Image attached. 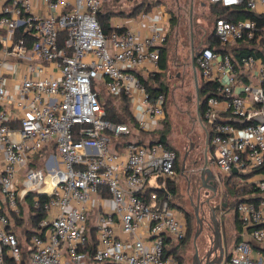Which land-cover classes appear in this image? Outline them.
Returning a JSON list of instances; mask_svg holds the SVG:
<instances>
[{
    "label": "built area",
    "instance_id": "1",
    "mask_svg": "<svg viewBox=\"0 0 264 264\" xmlns=\"http://www.w3.org/2000/svg\"><path fill=\"white\" fill-rule=\"evenodd\" d=\"M111 1L0 0V264L22 258L11 213L20 215L29 193L28 210L46 197L45 215L24 245L29 264H177L166 241L186 234L166 183L177 181L176 152L141 138L165 116L164 94L152 96L139 76L159 71L166 13L153 3L146 11L151 0H129L142 7L131 17L111 16L106 33L97 14ZM208 1L262 17L260 26L256 18H215L222 47L201 46L195 61L201 81L216 88L203 111L212 164L237 188L258 191L257 200L236 204L244 230L223 264H264V251L253 247L264 244V60L237 59L230 50L244 40L261 48L264 0ZM18 27L34 35L30 48L13 37ZM20 66L26 73L9 88ZM98 80L109 94L127 97L134 124L106 118Z\"/></svg>",
    "mask_w": 264,
    "mask_h": 264
},
{
    "label": "rangeland",
    "instance_id": "2",
    "mask_svg": "<svg viewBox=\"0 0 264 264\" xmlns=\"http://www.w3.org/2000/svg\"><path fill=\"white\" fill-rule=\"evenodd\" d=\"M159 1L158 6H164L167 10L169 17H173L169 24V33L166 43V67L161 73V80L168 87L166 95V122L162 125V121H159L156 125L158 130L163 127L168 128L167 140L169 145L173 146L178 154V167L182 168L183 156L192 142L194 149L190 152V156L185 160V164L189 160L201 157V165L204 157V150L207 149V156L209 165L216 167L215 164H211V155L208 150V142H206L207 135L204 132L203 123L201 122L197 112V96L196 87L193 79V70L190 65L191 62V47L195 49L201 48L202 44L206 42V38L212 31L214 24V16L211 11V6L208 0H152ZM120 4V5H119ZM192 4L191 17L189 15V7ZM130 2L127 0H120L117 4L106 3L105 8L109 7L114 10L119 8L130 7ZM138 18V15L133 17ZM132 23L136 25V21ZM144 22L146 19L143 20ZM198 83L200 82L199 75L197 76ZM98 92L103 95L104 98H110L116 104L117 99L109 95L103 85L99 84L98 80ZM231 179L224 177V185L227 188H237L236 183L230 182ZM151 185H154L153 180L150 181ZM180 193H184L185 181L179 177L178 181ZM183 195V194H182ZM234 196L232 194L228 197L227 207L224 209V213L221 215L222 225H219L220 231H225L227 234L228 248L233 244V232H234V219L235 211L233 205ZM219 197L216 198L218 202ZM183 213L186 223V230L189 229L188 236L186 238L187 243L181 249H179V261L178 264H192L194 255L193 240L195 237L196 244L199 248L207 243L210 234V228L203 223V228L199 230L198 223L193 216V208L188 204L187 198L183 202ZM24 208L25 220L21 226L16 227V231L22 243L23 249H25V236L26 230L30 229L28 218V209L26 205H21ZM218 213V212H217ZM217 216V215H216ZM191 217V223H188L187 218ZM206 218L209 220L210 215L206 212ZM25 245V246H24ZM199 251V250H198ZM28 263L27 257L25 259Z\"/></svg>",
    "mask_w": 264,
    "mask_h": 264
},
{
    "label": "trees",
    "instance_id": "3",
    "mask_svg": "<svg viewBox=\"0 0 264 264\" xmlns=\"http://www.w3.org/2000/svg\"><path fill=\"white\" fill-rule=\"evenodd\" d=\"M130 2V12H124L121 9L118 10H114V9H110V8H104V10H101L98 12L97 14V18L100 21L104 31L106 33H109L111 31V25H110V17L115 15V14H121V15H134V13H136L141 7L142 4L141 2H136V1H129ZM144 2V1H143ZM112 4H117V0H112L111 1ZM159 3V1H155V5H157ZM151 3H149L146 6V11H148L151 6L153 5ZM211 8V11L213 12V16H214V20L217 17H224V18H229L232 20H237V19H244L246 17L249 18H256L258 25L260 26L262 24V17L260 16H255L254 14H252L251 12H249L248 10L245 9L244 5H238V6H223L220 3H212L209 2ZM106 5V4H104ZM105 7V6H104ZM173 20V17H169V20ZM15 39L19 38V37H23L25 40V43L27 45L28 48H30L32 41L34 40V35L29 32V31H24L23 27H18L15 31H14V36ZM64 38V33H60L58 39L62 42V39ZM167 39H168V35H167ZM167 39L165 41V43L162 45L161 50H160V59H159V69L160 71L156 72L155 75L153 76H149V77H143V76H139L141 81L145 84L146 89L150 92V94L152 96H156L159 93H163L165 96V102H166V95H167V91H168V87L165 83H163V81L161 80V73L162 71L165 69L166 67V43H167ZM238 45V46H237ZM249 45H253V41L252 42H247V41H239L238 44L231 46L230 50L234 53V55L236 56L237 59H239L241 56L244 55H248V54H254L255 56H260L263 60H264V34L261 36L260 39V49H254L253 47L249 46ZM202 46H213L216 49H220V47H222L220 45V42L217 38V36L214 33V29L212 28L211 33L209 34V36L206 38V42L202 44ZM191 49H193V52L191 51V56L192 54L194 55V65L196 68V72H197V76L199 75L200 78V72L199 69L197 67L196 64V55L198 53L199 49H195L194 47H191ZM190 65L192 66V63L190 62ZM193 70V69H192ZM100 92V91H99ZM97 93L99 98L102 99L105 111H106V118L110 119L113 122L116 123H127V124H134L135 120L134 117L131 113L130 110V101L127 99V97L124 94L121 95H112L114 96L117 101L118 104L114 103L112 101V99L110 98H102L103 95H101L100 93ZM216 93V88L214 84L211 83H204L200 80V82L198 83V86L196 87V96H197V112H198V116L201 120V122L203 123V127L205 128L206 132L208 133L207 135V142H209L210 140V135H209V123L204 119L203 117V111L205 109L206 106V100L209 96L214 95ZM166 109H165V116L162 119V125L165 123L167 124L166 120ZM168 128H162L161 130L155 129L153 131H149V132H145L142 133L143 135H145L146 137H149L151 142L154 141H161L164 143V145L166 147L172 148L175 150L176 152V162H175V170L177 172V174H180L181 168L178 167V154L176 149L169 145V142L167 140V130ZM123 139L128 140L130 139L129 136H123ZM208 150L210 152V155L212 156V150L213 148L209 145L208 143ZM262 171H264V167L262 169ZM228 180L231 179L230 182H232V178L233 176H228L227 177ZM167 188L169 190V192L172 194V201L170 202L173 206L180 208L183 211V204H182V194L180 193L179 190V185H178V181H171V180H167ZM234 183V182H232ZM150 191H157L160 195H162L161 192H159L158 189L154 190L152 187H148L147 188V192ZM228 191L230 193V195L232 194V196H234L233 199V205H234V211H235V219H234V232L233 234V244L231 245L230 248H228L227 245V234L225 231H223V240H224V245L228 251V255L230 250L232 249L233 245L235 243H237L238 241H240L242 239L241 236V232L243 230V222L242 220L239 218L235 207L236 204L241 201V200H257L258 198L255 197V195L258 193V191L256 189L253 188V186L247 185V186H243V187H238L235 189L228 188ZM31 197H32V193H29L28 195H26V205H30L31 204ZM45 196H41L40 197V207L38 209L35 210H28L27 214H28V220H29V224H30V229L26 230V236H25V243H28L29 238L31 237V235L35 232L36 228H38V221L45 215V212L42 208V204L45 202ZM224 213V212H223ZM25 213H24V208L20 207V215L17 216L14 213H11V217L13 219V225L10 227L13 231L16 232L17 234V238L19 240V242L21 243V240L19 238V235L16 231V227L18 228V226H21L25 220ZM195 218L194 212H193V216L192 218ZM188 223H191V217L187 218ZM250 229V228H248ZM189 233V229L187 228L186 230V234L183 238L179 239V240H170L169 238H166V241L168 243V252L173 254L174 259L176 260V262L179 261V249L182 248V246L184 247L185 244L187 243L186 238L188 236ZM88 235V245L89 247L92 249L96 243V238H95V228L92 227L91 225L89 226V230L87 232ZM22 247V245H21ZM23 249V247H22ZM22 258L20 260L19 263H16L15 261H12L11 259H7V262H9L10 264H29V260H28V255L30 253V249L28 250H22ZM27 257L28 263H26L25 259ZM178 264V263H177Z\"/></svg>",
    "mask_w": 264,
    "mask_h": 264
},
{
    "label": "flooded vegetation",
    "instance_id": "4",
    "mask_svg": "<svg viewBox=\"0 0 264 264\" xmlns=\"http://www.w3.org/2000/svg\"><path fill=\"white\" fill-rule=\"evenodd\" d=\"M194 147H195L194 144L191 142L186 150V159L189 158L190 152L194 149ZM205 157H207L208 160L206 148L204 150L202 165H201V157L191 159L189 160V162L185 164L184 169L180 171V174L178 176L179 177L181 176V179L185 181V190L184 193H182L183 202L186 197L188 204L194 210V215H195V210H197L201 218L200 219L201 224L203 225V223H205L210 228V234H211V229H212L211 221L210 219L208 220L206 218V212L208 215L211 216L212 208L221 202V199L224 195V191H228V188L224 185V177L226 175L220 172L219 169H217L216 167L215 168L211 167V165H209V160H208V165L213 169L214 176L210 178H206L207 175L205 173L204 179L202 178V167ZM211 164H212V158H211ZM179 177H177V181H179ZM213 188H216L215 191H213ZM218 197L220 200L217 202L216 198ZM214 212L215 215H217L216 217L219 221V225H222L221 215L223 214L224 210L222 211L220 209H215ZM196 246H197V250H199L198 259H196V262L199 260L200 264L209 261H218V260L224 262V260L227 257V249L224 245V240L222 241L223 250H220L219 246L217 245L215 246L214 243H211L209 239L207 243L204 244V246H202L201 248H199L198 244H196Z\"/></svg>",
    "mask_w": 264,
    "mask_h": 264
},
{
    "label": "water",
    "instance_id": "5",
    "mask_svg": "<svg viewBox=\"0 0 264 264\" xmlns=\"http://www.w3.org/2000/svg\"><path fill=\"white\" fill-rule=\"evenodd\" d=\"M191 10H192V4L189 7V15L191 17ZM191 51L193 52V49H191ZM191 63H192V69H193V79H194V83H195V87L198 86V78H197V72H196V68L194 65V55L192 54L191 56ZM185 159H186V152L183 156L182 159V168L181 170L184 169L185 166ZM236 170L233 169L232 173H235ZM206 173L207 177L206 178H210L214 176V171L213 169L208 165V160L207 157H205L204 163H203V167H202V178L204 179V174ZM216 188H213V191H215ZM228 197H229V193L228 191H224V195L221 199V202L217 205H215L212 208V213L210 216V221H211V235L209 236V240L211 241V243H214V245L219 246L220 250H223V246H222V233L219 229V221L215 215L214 210L215 209H220V210H224L227 207V202H228ZM195 216H196V221L198 223V227L199 230H201L203 228V225L201 224V218L197 212V210H195ZM256 225H250L249 228L254 227ZM197 236V233L194 236V240H193V246H194V255H193V263L192 264H200L199 260L196 262V259H198V250H197V246H196V241H195V237ZM203 264H223V261L218 260V261H209V262H205Z\"/></svg>",
    "mask_w": 264,
    "mask_h": 264
},
{
    "label": "crops",
    "instance_id": "6",
    "mask_svg": "<svg viewBox=\"0 0 264 264\" xmlns=\"http://www.w3.org/2000/svg\"><path fill=\"white\" fill-rule=\"evenodd\" d=\"M120 1V0H119ZM118 0H117V3L119 2ZM153 2H152V0H151V4H152ZM155 3V2H154ZM106 4V3H105ZM120 5V4H119ZM0 6H1V4H0ZM105 6V5H104ZM158 6V4L156 5V7ZM104 8L105 7H103V10H104ZM109 8V7H108ZM159 9H160V11H163L164 10V12L166 13V17H167V19H166V21H165V24L169 27V24H170V20H169V15L167 14V10L165 9V7L164 6H162V5H160L159 7H158ZM110 9H112V8H110ZM119 9H121L122 11H124L125 13L127 12H130V9H129V7L126 9V8H119ZM140 10V9H139ZM150 10H151V8H150ZM135 14V13H134ZM113 16H124V15H121V14H115V15H113ZM128 16H130V15H128ZM131 17V16H130ZM133 24V23H132ZM133 26L134 27H136L139 31H143L144 30V27L143 26H139V25H134L133 24ZM169 29H170V27H169ZM5 33V30L4 29H0V35L1 34H4ZM29 54H31V52L29 51ZM159 71H160V69H159ZM26 73V67L25 66H20L19 68H17V72L15 73V75H16V77H12V78H10L9 80H8V87L9 88H11V87H13L14 85H15V83L16 82H18L19 83V81L22 79V77H23V75ZM165 104H166V102H165ZM165 109H166V107H165ZM141 138L142 139H145L146 138V136L145 135H142L141 136ZM179 177V176H178ZM249 228V227H248ZM244 230V229H243ZM243 230H242V232H243ZM242 232H241V236H242ZM223 237V236H222ZM224 238V237H223ZM253 247L255 248V249H260V250H262V251H264V244H258V243H256L255 241L253 242Z\"/></svg>",
    "mask_w": 264,
    "mask_h": 264
}]
</instances>
